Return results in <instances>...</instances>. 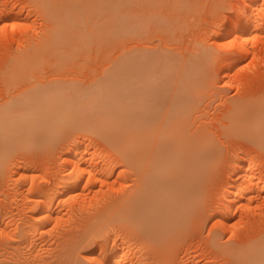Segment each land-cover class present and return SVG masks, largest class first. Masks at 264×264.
<instances>
[{"label":"rangeland","instance_id":"1","mask_svg":"<svg viewBox=\"0 0 264 264\" xmlns=\"http://www.w3.org/2000/svg\"><path fill=\"white\" fill-rule=\"evenodd\" d=\"M32 1L33 0H0V10L3 15L8 16V18L3 15L4 18L2 16L0 17V67L7 66L10 63L9 60L12 58L9 57L11 55H16L15 53L19 54V52L22 53L27 50V48L29 49V46H32L36 40V42H38L40 37L42 38V32L47 28V25L45 24L47 19L43 18L44 12L41 13V11L45 10L43 9L44 6L41 5V7L39 6L40 8H38V5L35 2L32 3ZM66 2L65 4L60 5L57 9V13L55 12L56 20L57 17L59 18L58 20H62L64 16L65 18L63 20H65L68 15V20L63 21V23L65 22L64 24L57 20V23L60 22L62 27L61 31L59 29L61 34L58 36L60 37H56V39H54L55 41L53 40L51 43L52 45L50 46L52 49L49 47L40 55H43V58L39 60L41 63L38 60H36L37 62L32 63L35 67L36 63L38 64L36 67V69L40 68L37 70L38 73H36V69L34 70L32 67H28L31 69V72L30 69L29 72L32 73V75L34 72L35 74L31 76L30 73H28L26 82H16L18 84L13 88H21L24 85L23 83H39L48 77V79H45L46 81L51 77L52 79H55V87L51 88L49 91H52L53 94L64 99L67 95L74 93L75 88L84 85L87 86V84L89 86L92 79L95 78V80H100L102 76L101 74L109 67L112 68L114 74H116L115 77L118 78V80H123L125 78V69L128 68V65L131 66L133 59L136 61L135 66H142V64H144V66L150 65V70L155 69L150 73L154 71L155 74L152 73L154 75L157 74L160 76L159 74H161L162 76L160 77L162 79L164 77L163 75L166 73L164 71L167 69L165 64H167V62L172 63L173 65L179 63L177 66H180L184 60L180 53H186V51L188 52L190 50L195 53L190 52L189 55L191 56L192 54L191 61L186 60V62L184 60V64L187 67L205 66L200 70L203 95L201 96L199 103L196 105V113L193 111L192 113L194 116L191 114V118L195 117L192 119L193 123L195 122L197 124L202 122L203 124L206 123L212 127L215 123L217 124V119H219L225 111L224 109H227L228 106L232 104H230V102L235 101V99L243 93L241 91H245L246 88V93L253 94L262 88L261 86H264V37L261 38L264 36V31L259 32L253 29L254 31L252 30V32H249L250 38L247 41V46L248 48L256 47L254 53L258 56L256 54L254 55L250 49V52L248 51L249 54L248 52L246 54L244 53V58L242 60L239 59L237 63H235L233 59L239 58V56L232 51L234 49L230 50L231 47H229L232 46L233 48L235 28L232 25L235 20L239 21L238 23H246L247 21L245 20L252 16L253 18L250 20L251 22L253 21V24H256L258 21L255 19H257L256 15L258 14V18L263 17L261 23L263 22L262 28H264V0H66ZM41 8L42 10H40ZM64 8L67 13L66 15L63 13ZM1 12L0 14H2ZM59 12L62 14L60 15ZM231 27H233L232 29L234 31H232L234 34L231 32V35L230 33L226 34L228 28ZM36 44H34V47ZM13 47L15 48L13 49ZM167 47L168 49H171L168 50ZM190 47L192 50L189 49ZM193 48L196 50L193 51ZM199 49L201 53L198 52ZM171 51L174 52L173 55L178 57L174 56L176 57L174 58L171 55ZM166 52L168 53L166 54ZM169 54L172 56V60H168V57L170 56ZM44 55L46 58H44ZM139 55L145 58L143 59ZM189 55L187 56V59L190 58ZM163 56L167 60L164 59ZM196 56L197 58L200 56L201 60L199 58L197 59ZM230 57L233 58L230 59ZM193 58H196L195 61L200 60V62L203 61L206 63L202 62V65H200V63L197 62V65L195 64L196 62L192 60ZM162 59H164V62ZM153 61L156 64H154ZM191 62L193 63L192 65H190ZM232 65L234 66V69L233 67H230ZM30 66L32 65L30 64ZM36 74L37 76L39 74L42 79L39 76L37 77ZM50 74L52 76H50ZM169 74L171 76H165L169 81L174 77V74L178 75L177 72L174 73L173 71ZM3 76V69L0 68V94L3 92L2 90H5L2 79ZM36 78H38V81ZM156 78L161 80L159 77ZM116 84L113 93L115 94V97L114 99H111L112 102L107 104L102 101L100 97L101 102L99 101V103H96L93 101L94 103L92 102V104H95L97 107L99 104L103 109L111 107L118 109L127 106L134 92L130 93L126 80L122 83ZM236 84H238V86ZM181 85L182 83L179 86L181 87ZM242 85L245 88L240 87ZM97 87L95 84L89 86V88L94 91ZM169 87L172 88V85ZM169 87L167 86L166 88L169 89ZM89 88L87 87L85 89L88 90ZM238 89L242 90L239 91ZM98 92H101L99 91V87L97 89V93ZM56 95H54L55 99L58 97ZM84 96L85 97H80L79 101H86L87 104H90L89 106H92L90 102L88 103V95ZM93 112L95 113L94 115L102 113V111L97 110H93ZM23 127H26V132L21 130L24 129ZM16 128L19 129L16 131V135L11 136V142L13 141L14 143L11 144L9 146L10 148L8 147L6 153H4L6 156L2 154L0 155V264H83L84 261V264H95L94 258L95 256L97 257L98 248L101 245H105L106 248L104 247L103 249L106 251H108V248L109 250H113V254L119 252L122 254L124 253V257L122 256L121 258L122 262L126 263L133 261L136 262V264H237L235 255L229 253V247L230 249L232 248L230 245L235 238L233 235L234 229L236 231L241 227L243 228V223H239V221L243 222V220L237 217L240 213L239 207L245 208H241L242 212L248 211L251 208L252 210L250 209L249 211L253 213L252 216L255 214L258 216L259 214H257V212L260 210L261 212L264 211L262 198L257 196L261 198V200L259 198H254L251 200L252 203H247L243 200L242 202H245L243 204L244 206H239L240 202H237L239 205L236 203L239 207L234 204L235 208L233 207L232 210V212H236V216H233L234 218L232 216L229 217L226 213L224 214V206L228 204L229 199V196L226 198L225 195V192L227 191V186H225L227 184L226 182L228 181V178L229 181L236 179L234 178L237 177L235 175L236 170H238V166L242 163L240 161H243L244 158V163L246 162L244 168L247 167V169H250L251 166L250 170H254L251 174H253V176L255 175L254 177H261V179L259 178V185L261 187L258 186L255 191H264V151L260 149L257 150L258 152H255V150H249V157L243 158V155H241L243 152L238 148L239 146L236 145L231 148L232 144L228 143V140L222 136V133L219 135L217 132L218 137L216 134H212V139L213 141L218 140V147L220 145L218 143H221L220 140L222 139L221 147H219L222 148V150L220 149L222 157L210 160V162L205 164L201 169V177L203 179L208 178L210 185L209 190L211 193L209 191V200L207 199V204L209 203V206L207 205L205 210L202 211V220L205 215L209 216H206L207 219H205L206 217L204 218V222L202 221V228L200 227L201 231H198L196 236L198 239L194 237L193 239L190 238L188 241L184 242V238L176 239L177 236L174 237L176 233L183 230L184 227L186 228L185 219L162 220L160 224L155 226L154 224L147 228L144 226L147 230V237L149 239L142 237L144 236L142 233V224L138 225L131 220L130 222L128 221L129 218L128 220L124 218L123 220H119L122 218L109 216L110 213H107V215L105 213L95 214V212H93L96 207H101V202L96 201L101 199V193L100 197L96 196L97 193H94V190L97 191L100 188H109V191L112 192L111 194L114 196L121 194L120 189H122L123 186L124 188L126 186V190L128 191L133 189L131 182H129L131 171H128L130 169V165L128 164L130 163L121 150L112 146L111 143L102 141L97 135L87 130L79 131V129H74L72 131L70 129L71 132L68 131V135H66L64 142L61 138L62 132H55L53 134L51 131L44 132L42 131L43 129L29 132L28 129L31 128L27 127V122L24 117H22V122L16 125ZM60 135L61 139H59V141L62 140L63 143L61 144L60 141V144H57L59 141L55 140H57L59 137H56ZM64 136L63 133V139ZM215 136L218 139H216ZM92 138L95 141H93ZM224 140L229 146L225 145L227 143L224 142ZM223 145H225L224 147H226V149ZM71 146L82 147H80L81 149L79 148L81 151L79 153L85 155H80L81 158L78 160L81 167L87 166L88 168V163L91 162L89 164L100 165L99 163H101V166L106 165L109 167L108 171L111 170L110 168H113L112 173L108 176V183L110 181V185L114 183L113 189L110 186L107 187L108 183H104L105 185L100 186V181H96L98 184H91L92 188H90L92 190L88 189L83 191V194L85 195L82 196V198H84V200L78 199L80 200L79 203L77 200L75 204L73 200L71 202L72 198L70 197V194H58L52 202L51 213L55 216L58 215L59 222H57V219V221H47V224L34 231V223L36 221L38 222V218H41L42 215V221L44 220L43 218L46 213L45 210L47 209V204H45L46 202L44 200L45 198L44 196H41L40 193H37V188L39 186L47 187V184H49L48 190H54L55 187L57 188V181L54 182L53 178L56 176L59 178L61 175L71 173L73 165L70 163L72 161L70 158L72 159L74 155ZM226 150L227 152L225 153L224 151ZM227 154H229V156ZM248 158H250L249 162L246 161ZM255 161L256 163H254ZM62 162L67 165L70 163V166L66 165L61 170ZM125 163L129 166L128 169L126 168L128 166L125 165ZM253 164L254 166H252ZM123 168L125 170L124 174L127 175L126 179H128L123 185H121L119 184L121 181L115 179L117 172ZM227 174H229L230 177ZM105 175H103L101 179L105 178ZM247 182L248 181H244V183ZM128 186L131 189H129ZM33 187L35 189H33ZM232 189L233 188H228L229 191H233ZM65 195H67V197ZM210 196L212 198H210ZM69 197L71 198L70 200ZM40 199L44 200L45 207L43 201ZM81 200H83L84 203H82ZM204 200L203 198L198 200L199 208L201 206L199 202L202 203ZM260 201L263 203L262 206L260 205ZM26 202H30V204ZM258 204L261 206L259 207L260 210L256 207ZM253 206H255L256 209ZM77 207H79L80 210H78L79 208ZM86 207L91 211L86 209ZM208 207L210 209H208ZM201 208L203 207L201 206ZM41 211L45 212L41 214L38 213ZM86 214L87 216L85 217L84 215ZM262 216H264V212L262 213ZM98 217L102 220H106V222L103 221V223H101L99 221V223L96 221L98 219L101 220ZM86 218L87 220H85ZM93 218L94 220H92ZM89 219H91V223L89 222ZM218 219H222L221 222L223 221L224 225L220 223ZM223 219H225V222ZM235 222H237V226L234 225ZM92 223H94V226L91 229L88 228L90 227L88 225H91ZM230 225H233L232 228ZM22 229L25 230L23 231ZM202 233L203 235H201ZM156 238H159L158 241L161 242L159 245H156L158 242L157 240L153 241ZM28 241L31 242L28 243ZM172 249H174L175 252H172ZM225 250H227V253H225ZM169 251H171V254H174H169ZM158 256H160V258ZM154 257L157 258L154 259ZM90 258H92L93 261ZM152 260L154 261L152 262Z\"/></svg>","mask_w":264,"mask_h":264},{"label":"bare ground","instance_id":"2","mask_svg":"<svg viewBox=\"0 0 264 264\" xmlns=\"http://www.w3.org/2000/svg\"><path fill=\"white\" fill-rule=\"evenodd\" d=\"M33 2H35L38 5V8H40L41 5L44 6V8H43V6H42V8L45 10L41 11V13L44 12L43 18L47 19V21H45L47 28H46V30L44 29V31L42 32L43 33V34H41L42 38L40 37V40L38 39L39 40L38 42H36L37 40L34 42V44L37 43L35 47L33 44L32 45L33 47L29 46V49L27 48V50H25V51L22 49L24 52H22V53L19 52V54L15 53L17 56L11 55L12 57L11 56L9 57V58H12L11 60H9L10 63L7 66H3V64H2L3 67H0L3 69V75L4 76L2 79L4 82L3 85L5 86L4 88L6 90V91L2 90L3 92L0 94V155L2 154V155L6 156V154H4V153H6L8 147L14 143L13 141L11 142V136H15L16 131L19 130L18 128H16V125L18 123L22 122V117L25 118V120L27 122V127L31 128V129H28L29 132L33 131V130L38 131L40 129H43L42 131H44V132L51 131L53 134L55 132H62V134H61L62 137H61V135L57 136L56 138H58V137L59 138L55 141H59V139H61V138L64 141L66 139V135H68L67 134L68 131L71 132V130L73 131L74 129H79V131H83V130L90 131L93 134L97 135L102 141L107 142V143H111L112 146L121 150L125 154L126 158L129 160V163H130V164H128V165H130V169L128 171H131L130 172L131 178L129 177L130 181L129 180L128 181L131 182V186L133 187V189L131 191H128V190H126V186H125V188L123 186V188L121 187L122 189H120L121 194L119 193L120 195H114V196L111 194L112 192L109 191V188L108 189L107 188L106 189L100 188L97 191L94 190V193H97L96 196L100 197V193H101V197H100L101 199L96 200L98 202H101V204L96 202V203L100 204L101 207L98 206L97 204H95L98 207H96L93 212H95V214H97V213H105V214L110 213L111 215L109 214V216H114L116 218H122L119 220H123V218L128 220V218H129L128 221L131 220V221L137 223L138 225L142 224L143 225L142 233L144 235L142 237H146V238H148L146 228L152 224H154V226H155L157 224H160V222L162 220L185 219L186 228L184 227V229L181 230L180 232L176 233V235L174 237L177 236L176 239L184 238V240H183L184 242L188 241L190 238L191 239H193L194 237L197 238L196 236H197L198 231H201L200 227L202 226V221L204 220V218L206 216L207 217L209 216V215H205V217L202 220V211L205 210L207 205L209 206V203L207 204V202H208L207 199L209 200L208 194L210 191L209 190L210 185L208 182V178L203 179L201 177L202 176L201 169L205 164L210 162V160H212L214 158L222 157L221 151H220V149L222 150V148H219V147H221L220 145L222 143V139L220 140L221 143H218V144H220L218 147V145H217L218 140L213 141L212 134L213 135L216 134V136H217V132L219 133V135H221L220 133H222L223 134L222 136H224L228 140V143L232 144L231 148L238 145L239 147L238 146L237 147L243 152L241 154V155H243V158L249 157V155H250L249 150L250 151L255 150V152H256L258 149H260V150L264 151V88H263L264 86H261L262 88H260L257 92H255L253 94H249L248 92L246 93V91H247L246 88L243 87V85L240 86V87L245 88V91H241L242 89L241 90L238 89L239 91H241L243 93H241V95L239 94L240 96L237 99H235V101L230 102V104L231 103L232 104L230 106H228L227 109H224L225 111L222 113L220 118L218 117L219 119H217V121L219 122V124L217 122V124L215 123L212 127L206 123L203 124L202 122L201 123L199 122L197 124L195 122L193 123L192 119L195 117L191 118V116L193 115L192 112L195 111L196 105H197V103H199V100H200L201 96L203 95L202 94L203 86H201L200 70H202L203 67H205V66L187 67L184 64V62H183L184 60L186 61V60L191 59L192 54L190 56L189 53L192 51H190V50L188 52L186 51V53H183V52L180 53V55H182L181 57H183V59H184L182 61V63L180 64V66H177L179 63H176L173 65L172 63H168L166 61L167 64H165V66L167 69L164 71L166 73L163 75L164 77L162 79L160 77V76H162L161 74H159L160 76H158L156 74L157 75L156 76V75H154L155 74L154 71L152 72L154 74L150 73L152 70H155V69L150 70L149 64H147L149 66H144V64H142V66H135L136 61H135V59H133L131 66L128 65V68L125 69V78L123 80H118V78L115 77L116 74H114V71L112 70L111 67H109L104 73H102L101 74L102 76L100 75L101 76L100 80L97 78H96L97 80H95V78L92 79L89 83V86L93 85V84H95L96 87L98 86L99 91H101L98 93H97L98 87L96 89L94 88L96 91L95 92L93 89H90L88 84H87V86L84 85L82 87L75 88V92L72 93L71 95H67L66 98H64V99L60 98L58 95L53 94L52 91H49L51 88L55 87V84H54L55 79H52L51 77H50L51 80L49 79V80L45 81V79H48V77H47L43 81H40L39 83L38 82L37 83L32 82L31 84L23 83L24 85L21 88L15 89L13 87H15V85L18 84L19 81H25L26 82V80H27L26 78L28 77V73L31 72V69L28 67H32L35 70L38 64L36 63V67H35V66H33L32 63L37 62L36 60L39 61L40 59H42L43 55L42 56H40V55L43 54V52H45L47 50V48H49L52 45L51 43L53 42V40L56 39V37H60L58 35L61 34L59 32V29H60V31L62 29L61 23L60 22L57 23V20L59 18L57 17V20L55 19V17H56L55 12L56 13L58 12L57 9L60 7V5L65 4L66 0H33L32 3ZM42 8L40 10H42ZM66 8H67V6H66ZM61 9H63V8H61ZM0 12H1V10H0ZM63 13H65V15L67 14L65 12V8H64ZM244 13H246V12H244ZM61 14L62 13H60V15ZM2 15H3V13L0 14V17ZM60 15H58V16H60ZM3 16H6V15H3ZM256 16H257V19H255L256 17L254 19L256 21H258V23L253 24V21L251 22V20H250L253 18L251 16V18L248 17V19L245 20V21H247L246 23H238L239 21L235 20L233 22L234 24L232 23L233 24L232 26L235 28V31L232 29L233 27L228 28V32L226 31V34L230 33V32L233 33V31L235 32V36L233 39V48H232V46L228 45L229 47H231L230 50L234 49L232 51H234L239 56V58L233 59V61L235 63H237V61L239 59L242 60L244 58V55L248 51L250 52V49L252 50L254 55L256 54V53H254L256 47H251V48L249 47L248 48V46H247L248 45L247 41L250 38L249 32H252L253 29L256 31H259V32L264 31L263 30L264 28H262L263 22L261 23V19H263V17L258 18V14ZM6 17L8 18V16H6ZM64 18H65V16L63 17V19ZM69 18H70V16H69ZM246 18H247V15H246ZM63 19L58 20V21H61L63 23V21L68 20V15H67V18L65 20H63ZM57 24L58 25L60 24V25L58 26ZM231 33H230V35H231ZM12 35H14V34H12ZM251 37H252V35H251ZM263 37L264 36H262L261 38H263ZM253 39H255V38H253ZM229 42H231V41H229ZM55 45H58V44H55ZM228 46H226V47H228ZM8 48H10V47H8ZM14 48L15 47H13V49ZM194 48H193V51L196 50V49L194 50ZM50 49H52V48L50 47ZM167 49H168V47H167ZM170 49H168V50H170ZM178 49H179V47H178ZM189 49H191V47ZM186 50H187V48H186ZM1 51H3V50H1ZM168 52H166V54ZM198 52L201 53L200 49ZM249 52H248V54H249ZM4 53H6V52H4ZM173 53L174 52H172L171 55L173 57L176 56V55H173ZM192 53H195V52H192ZM141 55H142V53H141ZM171 55L169 56L170 58L168 57V60L169 59L172 60ZM188 55L190 57L189 59H187ZM197 56H196V58H197ZM200 56L198 58L201 60L202 56L201 57ZM38 57H39V59H38ZM176 57H178V56H176ZM176 57H174V58H176ZM44 58H46V56ZM141 58L144 59L145 57H141ZM163 58H164V56H163ZM196 58H193L192 60L195 61ZM232 58L233 57H230V59H232ZM155 59H157V58H155ZM164 59H166V58H164ZM164 59H162V61ZM200 60L195 61L196 62L195 64H197V62H199L200 65H202L203 61L200 62ZM202 60H205V59H202ZM5 61L8 62L7 60H5ZM39 62L41 63V61H39ZM192 62L190 65L193 64ZM203 63H206V62H203ZM30 64L32 66H30ZM154 64H156V63L154 62ZM151 66H152V64H151ZM230 67H233V69H234L233 65ZM29 69H30V72H29ZM38 69H40V68H37L35 71H37ZM160 69H161V67H160ZM257 69H258V67H257ZM172 71L174 73L177 72L178 75L174 74V77H172L170 79L171 81H169L167 79V77H165V76L170 75L169 73L170 72L172 73ZM36 73H38V71ZM39 73H40V71H39ZM34 74H35V72H34ZM51 74H53V73H51ZM51 74H50V76H52ZM242 74H245V73H242ZM30 75L33 76L32 73H30ZM36 76H37V74H36ZM36 76H34V77H36ZM38 76H39V74H38ZM176 76H177V78H176ZM242 76H244V75H242ZM242 76H238V77H242ZM156 77H159V79H161V80H158ZM208 77H210V76H208ZM165 78H166V80H165ZM245 78H247V77H245ZM37 79L38 78H36V80ZM243 79H244V77H243ZM243 79H240V80H243ZM125 80H126L127 85L129 86L130 93L134 92V94H132L130 102H128L127 106H125L123 108H118V109H116L115 107L103 109V108H101V106L99 104H98V107L95 104L94 105L92 104L93 101L96 103H99L100 97H101V100L106 102L107 104L112 102L111 99H114V97H115V94H113V93H114L115 87L117 85L116 83H122ZM16 82H18V83H16ZM181 83H182V85L180 87L179 85ZM203 83H204V81H203ZM235 83H236V81H235ZM238 84H236V85L238 86ZM171 85H172V88L169 87ZM167 86L169 87L170 90L166 88ZM87 87L89 88L88 90L85 89ZM91 88H93V87H91ZM54 95H56L58 97H56V99H55ZM84 95H88V103L90 102L92 104V106H89L90 104H87L86 101L85 102L79 101L80 97H85ZM93 110L102 111V113L99 114L96 112L97 115H94L95 113L93 112ZM195 113H196V111H195ZM23 128L24 129H21V130L26 132L27 131L26 127H23ZM63 133L65 135L64 139H63ZM77 133H78V131H77ZM217 137H216V139H218ZM52 139H53V137H52ZM62 140H60L61 144L63 143ZM55 141H52V142H55ZM60 141L57 144H60ZM93 141H95V140L93 139ZM215 141H216V143H215ZM224 142H226V141L224 140ZM228 143L225 145L229 146ZM225 145H223V147ZM81 146H78V147L77 146H73V147L71 146L74 155L72 154L73 158L72 159L70 158V160H72L70 163H72L71 165H73V167H72L73 169H71L72 171L70 174L61 175L59 178L57 176L56 177L54 176L55 177V178H53L54 182L57 181V188L55 187L56 190L55 189L54 190H50V189L48 190L49 184H47V187L39 186L37 188L38 192L35 190L37 193H40L41 196H44L45 199L44 198H42V199H44L46 203L44 202V200H42V199H40V200L43 201V204L44 203L47 204L46 205L47 209L44 208V209H46L45 210L46 213H45L44 218H43L44 220L42 221V216H43L42 215L41 218H38V222L36 221L37 223L36 222L34 223L35 224L33 226L34 231L36 229H38L39 227L41 228L45 224H47V221L51 222V220L57 219L58 221L57 220L56 221L59 222V219L57 217L58 215L55 216V215H52L53 213H51L52 202L58 196V194H60V195L70 194V197L72 199L69 197V200L71 199V202L73 200V202L75 204L78 199L84 200V198H82V196L85 195V194H83V191L88 190V189L92 190L91 184L92 185L98 184V183H96V181H98V182L100 181V183H101L100 186L105 185L104 183H108V176H110V174L112 173L113 168H110L111 170L108 171L109 167H107L106 165L101 166V163H99L100 165H95L94 163H93L94 165L89 164L91 162L88 163V168H87V166L81 167L78 160L81 158V156L85 155V154L81 155V153H79V152H81L79 150V148ZM224 148L226 149V147H224ZM231 148H229V149H231ZM88 150H89V148H88ZM88 150H86V151H88ZM231 150H233V149H231ZM234 150H235V148H234ZM224 152L226 153L227 150ZM70 153H68V154H70ZM229 154H227V155L229 156ZM249 159L250 158L246 159V161L249 162ZM244 160H245V158L243 159V161H240L242 163H240V166H238L239 167L238 170H236L235 175L237 177H234L236 179L229 181V178H228V181L227 180H226L227 182L225 181L227 184L225 185L223 183L225 186H227V191L225 192L226 198L229 196L228 197L229 198L228 204H226L224 206V208H225L224 214L225 213L228 214L229 217L236 216V212H234V211L232 212V210H233L234 204L235 205L238 204L237 202H240V205L238 204L239 206H244L243 204L245 202L250 203L252 199L261 197L262 202L264 203V193H263L264 191H261L260 190L261 188L259 189L260 191H257V190L255 191V189L258 186L261 187L259 185L260 184L259 178L261 179V177H259V176L254 177L255 175L253 176V174H251V172L254 171V170H250L251 166H250V169H247V167L244 168V164L246 163V162L244 163ZM126 162H127V160H126ZM254 163H256V161ZM66 165L67 164L62 162L61 170ZM125 165H127V164L125 163ZM232 166H234V165H232ZM252 166H254V164ZM256 166H259V165H256ZM126 168L128 169L129 166ZM124 173H125V170L123 168L122 170L117 172L116 179L114 178L115 180L119 179V181H121V183L119 182V184H121V185H123L126 182V180L128 179V178L126 179L127 175H125ZM255 174L258 175L257 173H255ZM54 175H57V174H54ZM103 175H105L106 177L101 179V177H103ZM225 175H224V177H225ZM227 175H229V174H227ZM221 177H222V175H221ZM229 177H230V175H229ZM220 180H221V178H220ZM244 181L245 182L248 181V182L244 183ZM109 183H108L107 187L110 186L113 189L114 183L111 185ZM221 184H222V182H221ZM31 185H34V184H31ZM31 185H30V187H31ZM221 186H223V185H221ZM128 188H129V186H128ZM228 188H233L232 189L233 191H229ZM33 189H35V188L33 187ZM129 189H131V188H129ZM29 192H30V190H29ZM85 193H86V191H85ZM98 193H99V195H98ZM210 193H211V191H210ZM31 194H29V195H31ZM65 196L67 197V195H65ZM257 196H259V197H257ZM33 198H35V197H33ZM202 198H203V200L204 199L205 200H204V202L202 201V203L199 202V204H201V206L203 208H201V206L199 208L198 207V200H201ZM210 198H212V197L210 196ZM261 198H259V199L261 200ZM83 200H81L82 203H84ZM243 200L245 201L244 203L242 202ZM79 201L80 200H78V203H79ZM262 202L260 203L261 206L263 204ZM26 203L30 204V202H26ZM33 203H35V202H33ZM257 203H258V201H257ZM29 204H28V206H29ZM45 204H44V207H45ZM36 205H39V204H36ZM247 205H246V207H247ZM260 205L258 204V206L256 205V207L259 208V207H261ZM73 207H74V205H73ZM253 207L255 208V206H253ZM77 208H79V207H77ZM241 208L245 209L243 207H239L240 211L239 210L238 211L240 213L238 212L239 215L237 217L240 218L241 220H243V222L239 221V223H243V228L239 227L240 229L235 231V229H234L235 226L233 227V229H234L233 235L235 236V238L233 237L234 240L231 242L232 244L230 245L232 248L230 249V247H229V253L235 255V258L237 259V264H264V216H262V213L264 211L262 210L263 212H261V210L259 208L260 211L258 210L259 212H257V214H259V215L256 216V214H255L252 216L253 213H251L249 211L251 208L248 211H244V212H242ZM86 209H88V208L86 207ZM208 209H210V208L208 207ZM78 210H80V208ZM88 210H90V209H88ZM45 211H43V212L41 211L38 213L41 214V213H44ZM207 211H210V210H207ZM254 213H255V211H254ZM40 214H39V216H40ZM204 214H205V212H204ZM216 215H218V214H216ZM60 216H62V215H60ZM84 216L86 217L87 214ZM85 217H83V218H85ZM100 217H98V218H100ZM207 217L205 219H207ZM90 218H92V217H90ZM220 218H222V217H220ZM226 219H227V217H226ZM85 220H87V218ZM90 220L91 219H89V222L91 223ZM92 220H94V218ZM221 220H219V221H220V223L223 224V221L221 222ZM223 220L225 222V219H223ZM60 221H61V219H60ZM96 221H98V222L100 221L101 223H103V221L106 222V220H102V219L101 220L98 219ZM235 223H234V225L237 226V222H235ZM57 224H59V223H57ZM92 224L88 225V226H90L88 228L91 229L94 226V223H92ZM232 226L230 225L231 228H232ZM241 226H242V224H241ZM235 228H237V227H235ZM90 229H88V230H90ZM223 229H224V227H223ZM219 231H220V228H219ZM213 232H214V230H213ZM199 233H201V232H199ZM220 233H221V231H220ZM148 235H150V234H148ZM201 235H203V233ZM158 239L159 238H156L153 241H155V240L158 241ZM231 240H232V238H231ZM29 242H31V241H28V243ZM192 242H193V240H192ZM216 242H217V240H216ZM160 243L161 242L158 241L156 243V245H159ZM104 247H105V245H101L98 248L99 249L98 253H97L98 255H97V257L95 256V258H94L95 264H136V262H133V261L130 263L122 262L121 257L123 256L124 253L122 254L119 252V253L113 254V250H109V248H108V251H106L103 249ZM37 249H38V247H37ZM223 249H225V248H223ZM227 250H225V253H227L226 252ZM171 251L175 252L174 249H172ZM171 251H169L168 253L171 254L170 253ZM221 252H222V250H221ZM172 254H174V253H172ZM188 254H189V252H188ZM158 257L160 258V256H158ZM155 258H157V257H154V259ZM90 259L92 260V258H90ZM146 261H147V259H146ZM153 261L154 260H152V262ZM44 262H45V260H44ZM148 262H149V260H148ZM155 262H156V260H155ZM84 263H85V261H84ZM234 263H236V262H234Z\"/></svg>","mask_w":264,"mask_h":264}]
</instances>
